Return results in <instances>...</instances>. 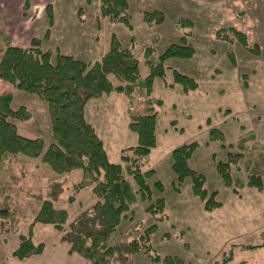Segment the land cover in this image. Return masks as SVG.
Segmentation results:
<instances>
[{"label":"rangeland","instance_id":"rangeland-1","mask_svg":"<svg viewBox=\"0 0 264 264\" xmlns=\"http://www.w3.org/2000/svg\"><path fill=\"white\" fill-rule=\"evenodd\" d=\"M24 1L0 0V13L11 14V27L18 5L23 3L24 6ZM128 1L132 29L126 23L104 16L100 0H30L29 3L38 4L35 21L39 27L35 37L43 39L45 50H51L48 47L51 44L55 55L56 46L71 52L67 51L71 50L67 49L72 42L70 39L77 43L85 37L84 47H77L73 52L83 57H102L110 48L112 36L116 35L122 45L132 47L138 57L139 81L142 82L150 73L145 46H154L150 59L160 62L161 55L171 44L180 42L187 29L179 26V20L193 21L188 44L195 48V54L167 59L166 75L155 78L152 90V96L162 103L157 105V145L143 169H155L149 182L155 198L164 197L168 216L158 220L147 210L149 201L139 194L111 241L158 223L151 244L153 251L162 257L176 255L185 264H264V188L260 190L248 184L245 165L246 160L264 155V0ZM50 3L54 15L52 24L47 12ZM29 4L24 8H29ZM146 11H162L164 22L145 21ZM220 27H235L245 32L249 42L258 43L261 50L255 54L238 41L232 43L216 37L215 31ZM81 30L85 34L79 32ZM174 69L194 77L199 88L187 93L181 84L169 85L174 79ZM111 77L118 82L114 75ZM6 91L13 92V108L25 105L32 111L30 119H13L18 131L32 138L42 137L47 149L55 141L48 103L36 93L18 89L0 78V94ZM141 93H137L133 101L136 110L144 97ZM86 114L95 121L110 159L126 165L123 149L138 143L137 133L129 127V98L119 92L92 98L87 103ZM212 129L222 131L223 138H212ZM248 131L256 134V149L244 151L245 156L238 165H232L235 183L227 185L218 164L227 162L230 152H239V137ZM194 141L198 146L189 158V165L206 176L208 197L215 192V199L222 202L212 210L207 209L206 200L194 192L193 179L187 177L179 182L172 167L173 150ZM20 156L25 161L22 189L35 190L47 197L55 184L54 190L60 193L55 206L69 211V222L97 201L92 186L76 191V185L83 178L82 168L58 173L40 157ZM128 179L137 190L134 177L128 175ZM158 180L163 183L162 191L155 186ZM25 192L17 196V232L0 235V264H92L78 253L69 254V244L61 240V232L52 224L40 222L34 226V240L45 244L44 251L24 259L12 254L19 246L20 235L30 233L32 221L42 206L41 200ZM71 195L76 198L69 199ZM134 258L136 264H164L144 251L137 252Z\"/></svg>","mask_w":264,"mask_h":264},{"label":"trees","instance_id":"trees-1","mask_svg":"<svg viewBox=\"0 0 264 264\" xmlns=\"http://www.w3.org/2000/svg\"><path fill=\"white\" fill-rule=\"evenodd\" d=\"M100 1L104 16L133 28L128 0ZM29 3L30 0H26L24 6L27 7ZM47 12L52 24V3L48 4ZM144 20L162 23L165 14L162 11H146ZM178 24L182 29H187L180 42L171 44L161 55L160 62L154 63L150 59L154 46H145L150 73L143 82L139 81V59L133 48L124 47L116 35L112 36L109 50L90 63L59 50L56 55L50 49L45 50L42 47L43 39L39 37L33 38L28 47L16 46L0 26V78L13 83L18 89L36 93L48 103L55 137V141L45 149L42 137L22 135L13 119H30L32 111L25 105L13 108V92L0 94V235L17 232V196L23 191L31 198L42 201L41 209L32 221L30 233L20 235L19 246L12 252L14 256L24 259L44 251L45 244L34 240V226L40 222L52 224L61 232V240L69 244V254L78 253L92 264H136L134 257L139 251L164 264H185L179 256L162 257L153 251L151 236L158 228V223H153L142 232L136 229L131 236L125 233L111 241L123 218L128 216L137 202L139 194L143 200L149 201L147 210L155 214L158 220L168 216L164 197L155 198L149 182L155 169L143 168L151 150L157 145V105L162 100L152 96L154 80L166 75L167 59L188 58L195 54V48L188 44L193 21L182 18ZM215 35L232 43L238 41L255 54L261 50L258 43L251 44L247 34L235 27H220L216 29ZM112 75L118 80L117 83L113 81ZM176 84H181L187 93L199 88V82L194 77L174 69V79L169 85ZM112 92L122 93L129 98V127L138 135L136 145L123 149L122 157L126 165L110 159L103 138L86 117V105L90 99ZM137 93L144 97L136 110L133 101ZM211 137L223 138V132L212 129ZM256 139L254 132H245L237 143L239 152H230L227 162H219L218 170L227 185L235 183L231 174L232 165H238L245 156L244 151L254 150ZM197 146L198 142L194 141L174 149L172 167L179 182L187 177L193 179L194 192L206 200L205 207L212 210L222 202L215 199V192L208 197L206 176L189 165V158ZM21 154L40 157L58 173L82 168L83 178L76 185V191L92 186L97 201L69 222V211L55 206V201L60 197V193L54 190L55 184L51 186L47 197L35 190L22 189L25 161ZM245 165L248 169V184L262 190L264 155L246 160ZM128 175L134 177L137 190L133 189ZM155 186L158 191L164 189L160 180L156 181ZM75 198L76 195L69 197L71 200Z\"/></svg>","mask_w":264,"mask_h":264},{"label":"crops","instance_id":"crops-1","mask_svg":"<svg viewBox=\"0 0 264 264\" xmlns=\"http://www.w3.org/2000/svg\"><path fill=\"white\" fill-rule=\"evenodd\" d=\"M31 2H32V0H31ZM37 6H38V4H33V5H30L29 8H24L25 6H23V3H20L18 5V12H17L16 18H12V19H14V21H13L14 24L12 27L10 26V21H11L10 15L11 14H8L7 12H1L0 13V24L3 27L5 33L12 38L13 44H15L16 46L28 47L29 45H31V41H32L33 37L36 36L37 30L39 27V24L36 23V21H35V20H37V18L35 17V14L37 12ZM79 32H83L85 34V31H83V30H81ZM48 40L50 41L51 39L47 38V41ZM70 40L72 42L70 45L67 46V49H71V50H67V51H71V52H66V51L62 50L61 46H56V48H57L56 50H59L61 52L63 51L62 53L73 55L76 58L83 59V60L90 62V63H93L96 58L97 59L101 58V56H97L94 58H92L90 56L83 57L81 54H76L75 52H73V50L76 49L77 47L78 48L84 47V45L86 43L85 37L83 38L82 41H77V43L75 40H72V39H70ZM48 47L51 48V50H54V48H53L54 46L52 47L51 44H49ZM108 50H109V48H108ZM98 111H99V108H98V110H95L94 115H96V113ZM86 117H87V114H86ZM87 119H88V117H87ZM88 120H89V122H91L96 127V130L99 133L95 121H92L90 119H88ZM100 136L103 138V136L101 134H100ZM104 143H105V141H104Z\"/></svg>","mask_w":264,"mask_h":264}]
</instances>
